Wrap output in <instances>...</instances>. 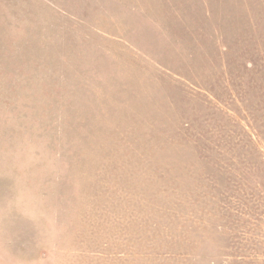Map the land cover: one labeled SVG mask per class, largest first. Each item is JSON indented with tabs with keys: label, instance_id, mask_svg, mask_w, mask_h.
<instances>
[{
	"label": "rangeland",
	"instance_id": "obj_1",
	"mask_svg": "<svg viewBox=\"0 0 264 264\" xmlns=\"http://www.w3.org/2000/svg\"><path fill=\"white\" fill-rule=\"evenodd\" d=\"M0 264H264V0H0Z\"/></svg>",
	"mask_w": 264,
	"mask_h": 264
}]
</instances>
